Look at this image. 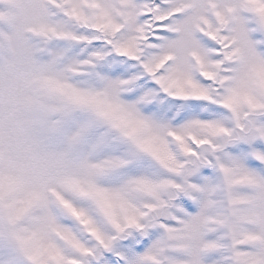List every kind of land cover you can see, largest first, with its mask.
I'll return each mask as SVG.
<instances>
[{
  "label": "snow or ice",
  "instance_id": "obj_1",
  "mask_svg": "<svg viewBox=\"0 0 264 264\" xmlns=\"http://www.w3.org/2000/svg\"><path fill=\"white\" fill-rule=\"evenodd\" d=\"M0 264H264V0H0Z\"/></svg>",
  "mask_w": 264,
  "mask_h": 264
}]
</instances>
